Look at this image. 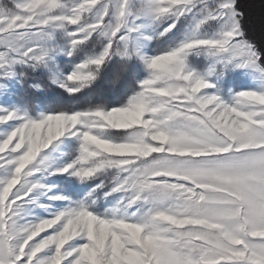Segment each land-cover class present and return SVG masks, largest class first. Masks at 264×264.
Wrapping results in <instances>:
<instances>
[{
  "label": "snow or ice",
  "instance_id": "obj_1",
  "mask_svg": "<svg viewBox=\"0 0 264 264\" xmlns=\"http://www.w3.org/2000/svg\"><path fill=\"white\" fill-rule=\"evenodd\" d=\"M242 19L236 0H0V95L41 68L70 97L114 57L110 89L132 59L147 72L118 107L33 116L0 106V264H264V52ZM184 20L173 47L141 52L137 41L153 38L145 28L163 25L156 38L164 37ZM90 40L99 52L61 76L53 58H72ZM236 70L252 73L256 87L225 98L223 79ZM61 138L76 141V155L56 167L45 150ZM108 170L105 196L120 199L103 218L92 208L102 183L73 202L42 182L67 174L84 183ZM55 202L64 207L51 210Z\"/></svg>",
  "mask_w": 264,
  "mask_h": 264
},
{
  "label": "trees",
  "instance_id": "obj_2",
  "mask_svg": "<svg viewBox=\"0 0 264 264\" xmlns=\"http://www.w3.org/2000/svg\"><path fill=\"white\" fill-rule=\"evenodd\" d=\"M236 7L243 14L241 26L245 38L254 44L258 51L264 52V0H236ZM182 35L183 27L178 26L166 36L152 39L148 46V52L155 55L164 49L173 47ZM100 47V41L90 40L72 58L59 61V66L62 70L71 69L85 56L99 52ZM118 59L114 57L97 81L84 89L82 93H77L75 97H70L63 89L52 85L45 72H28L25 81L19 84L14 92L13 101L31 115H35L38 111L67 109L72 105H75L77 109L96 104H102L108 108L118 107L127 101L133 90L136 89L138 82L146 77V72L135 59H132L128 62V71L123 80L115 88L110 89L106 82L110 79L112 68ZM194 63L198 64L196 61ZM33 84H39L41 91L31 88ZM25 93H27L26 96ZM116 134L118 135V133ZM97 180H102L103 186L102 190L99 189L95 192L96 202L92 208L93 212L101 213L113 199L108 196L102 197L103 191L110 185L107 177L98 175L87 185H91ZM67 190L73 196L74 186L67 187Z\"/></svg>",
  "mask_w": 264,
  "mask_h": 264
},
{
  "label": "rangeland",
  "instance_id": "obj_3",
  "mask_svg": "<svg viewBox=\"0 0 264 264\" xmlns=\"http://www.w3.org/2000/svg\"><path fill=\"white\" fill-rule=\"evenodd\" d=\"M189 22L190 21H188V20H184L177 25V27L178 26L183 27L182 37L184 36V34L188 28ZM163 27H164L163 25L160 27H156L155 25L148 26L147 28L144 29V35L151 36V37H153L152 39H154V38H156V34L159 31L163 30ZM170 33H168V34H170ZM151 40L145 42V41H143V38H141L140 40L137 41V44L140 47L141 52L146 56H154V54H150L148 52V46H149V43L151 42ZM66 44H67V41L63 37V35L57 34V37H56L55 42H54V46L62 49L63 47L66 46ZM65 59H68V57H66L64 55H56L53 58V60L51 61L52 65H54L55 69L58 70V73L61 76H66L67 74H69L73 70V68L67 69V70H62L60 68L59 61L65 60ZM190 59H191L193 66L197 67V68H203L206 64V61L203 57H199V58L192 57ZM135 60L139 63V65L142 67V69L146 72L143 64L139 60H137V59H135ZM194 61H196L198 64H195ZM36 71L45 72L48 75L49 81L51 83V76L53 75V73L50 72V70L48 68H41V69H38ZM146 76H147V72H146ZM51 84L56 86L53 83H51ZM18 86L19 85L15 86V89L13 90L14 92L17 90ZM221 87H222L221 94L225 98H227L229 89H231L233 91H239L241 89L254 88V87H256V83L254 82L252 73L247 72L246 70H236V71L229 72L225 75ZM13 95H8V96L0 95V106L7 107V108L23 109L21 106L14 103L13 98H12ZM39 112H41V111L36 112V114ZM35 115H33V116H35ZM61 139L64 140V143L61 144L60 147L57 148L55 151L51 150L52 146H50L49 150H45L46 152H51V156L49 157V159L54 162V166H56V167L70 163L76 155V141L74 139L73 140H67L64 138H61ZM56 143H58V142H54V144H56ZM98 175H101V174H97V176ZM102 175L105 178L107 177V179H109V183H110L109 187L103 191L102 197H106L105 193L108 192L112 187L113 171L108 170L106 173H104ZM94 178H89L86 182L81 183L75 177H72V176L65 174V175H58V176H46L42 182L45 183L46 185L52 187V193L51 194L62 195L64 197H67L69 200H71L73 202H78V201L83 200L87 196V194L89 193L90 189L95 187L96 184L102 183V180H97L95 183H93L91 185H87ZM71 185L74 186L73 196L70 195L68 190H67V187H71ZM98 190L99 189H97V191ZM100 190H102V189L100 188ZM108 197H112L113 200L104 208V210L101 213L93 212V214H97L99 218H103L101 214H103L107 209L113 208L116 205L117 201L120 199V194L119 193H113L112 195H110ZM94 199L96 202V198H94ZM63 207H64V202H55L52 205L51 210L55 211V210L62 209ZM135 210H136L135 208L129 209L130 212L135 211ZM31 216H33V217H46L47 213L43 212L40 209H33L31 212Z\"/></svg>",
  "mask_w": 264,
  "mask_h": 264
}]
</instances>
